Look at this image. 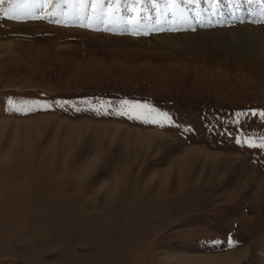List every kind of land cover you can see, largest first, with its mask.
Here are the masks:
<instances>
[{
  "label": "rangeland",
  "instance_id": "obj_1",
  "mask_svg": "<svg viewBox=\"0 0 264 264\" xmlns=\"http://www.w3.org/2000/svg\"><path fill=\"white\" fill-rule=\"evenodd\" d=\"M250 6L0 0V264H264ZM239 7L249 16L199 24ZM148 108L170 122H144L162 119Z\"/></svg>",
  "mask_w": 264,
  "mask_h": 264
},
{
  "label": "bare ground",
  "instance_id": "obj_2",
  "mask_svg": "<svg viewBox=\"0 0 264 264\" xmlns=\"http://www.w3.org/2000/svg\"><path fill=\"white\" fill-rule=\"evenodd\" d=\"M262 5H264V0H260L259 3H252L251 6L249 7L250 16H249V10L247 11L248 13L247 12L245 13V12L242 11V8L239 7V9H237V10L233 9L230 12L231 14H229V16H227V15L226 16L225 15L221 16L216 21L212 19V16H214V15L211 14V15H209L208 18H206V20H203V21L199 22V24H201V25H207V24L213 25V24H218V23H223L224 24V23H229V21L231 22L232 20H238V19L241 20L243 17H247L246 15H248L250 18H254V20H255L256 18L258 19V17L261 18L260 13H261ZM258 20H260V19H258ZM255 30L256 31H254V32L258 33L259 35L264 34L262 29H255ZM245 38L246 37H241V39H245ZM261 40H263V39L261 38ZM170 43H175V42H170ZM197 45L198 46L196 47V49H199L200 48V44L197 43ZM206 47L209 48V51H212L213 45L207 44ZM236 52H240V51H236ZM245 52H248V49H244V50L241 51V53H245ZM250 53H253V54L257 55V56L261 55L260 54L261 52H258L256 50H252V51H250ZM262 56H264V54H262ZM230 259H233L234 262L238 261V258L236 259L235 256H233V258L228 256V257H223V259H221V260L218 259V257H211V258H208V257L185 258L184 257V258L178 259L175 262L179 263V262H182L181 260H184V263H182V264H189L191 262H197V261H199V262L201 261L203 264H204V262H205V264H206V262L208 264H232L229 261ZM165 263L166 264H172L173 262H169L168 261V262H165Z\"/></svg>",
  "mask_w": 264,
  "mask_h": 264
},
{
  "label": "snow or ice",
  "instance_id": "obj_3",
  "mask_svg": "<svg viewBox=\"0 0 264 264\" xmlns=\"http://www.w3.org/2000/svg\"><path fill=\"white\" fill-rule=\"evenodd\" d=\"M86 2V0H81V3H85ZM93 2L94 3H99V0H93ZM260 2V0H248V3L249 4H252V3H259ZM260 15H261V17L262 18H264V5H262V7H261V13H260ZM10 19H21V17L19 16V15H13V16H11V17H9ZM261 22H264V19H262V21ZM121 104H124V105H129L131 108H133V109H138V108H147L148 106L147 105H142V104H139L138 102H135V101H127V100H123V101H121ZM14 110H16V111H20V110H22L20 107H16L15 105H14ZM152 113H156L157 114V116L158 117H160V118H162V119H157V118H152V119H144V122H152V123H159V124H161V126L163 125V122L165 121V120H167L168 122H170V120H171V118L169 117V115H168V113H166V112H159L157 109H155V108H148V113H147V115H151ZM252 114L253 115H256V113L253 111L252 112ZM259 115L261 116V117H264V112H261V113H259ZM133 118H140L139 116H137V117H133ZM245 142H247V141H245ZM237 143H241V141H237ZM249 146H252V147H262V148H264V141H262L261 142V144L260 145H255V144H249ZM228 245H229V247H232V246H234L233 245V243H232V241L231 240H229L228 241Z\"/></svg>",
  "mask_w": 264,
  "mask_h": 264
}]
</instances>
